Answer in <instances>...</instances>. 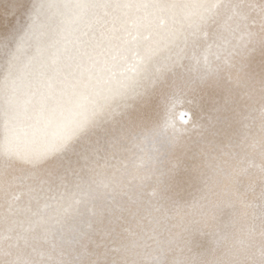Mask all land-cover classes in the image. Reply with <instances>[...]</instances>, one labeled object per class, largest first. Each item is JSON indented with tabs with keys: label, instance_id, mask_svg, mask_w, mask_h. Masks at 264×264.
Returning a JSON list of instances; mask_svg holds the SVG:
<instances>
[{
	"label": "bare ground",
	"instance_id": "obj_1",
	"mask_svg": "<svg viewBox=\"0 0 264 264\" xmlns=\"http://www.w3.org/2000/svg\"><path fill=\"white\" fill-rule=\"evenodd\" d=\"M0 264H264V0H0Z\"/></svg>",
	"mask_w": 264,
	"mask_h": 264
}]
</instances>
